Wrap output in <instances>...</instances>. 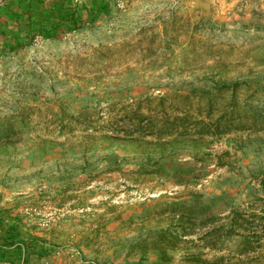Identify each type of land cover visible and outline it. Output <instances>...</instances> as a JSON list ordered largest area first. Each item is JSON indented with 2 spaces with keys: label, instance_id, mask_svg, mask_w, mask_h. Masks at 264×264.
Wrapping results in <instances>:
<instances>
[{
  "label": "rangeland",
  "instance_id": "rangeland-1",
  "mask_svg": "<svg viewBox=\"0 0 264 264\" xmlns=\"http://www.w3.org/2000/svg\"><path fill=\"white\" fill-rule=\"evenodd\" d=\"M109 1L94 25L0 59V133L16 131L0 138V209L55 246L32 264H160L137 244L180 222L173 204L223 198L204 216L219 225L231 202L248 209L262 195L264 0ZM225 111L244 129L160 130ZM208 229L181 246L202 248ZM240 240L203 257L264 264V248L233 257ZM172 254L168 264H196Z\"/></svg>",
  "mask_w": 264,
  "mask_h": 264
},
{
  "label": "trees",
  "instance_id": "trees-1",
  "mask_svg": "<svg viewBox=\"0 0 264 264\" xmlns=\"http://www.w3.org/2000/svg\"><path fill=\"white\" fill-rule=\"evenodd\" d=\"M111 7L109 0H82V2L78 0H2L0 2V59L2 55H10L27 48L38 36L52 39L64 32H74L88 25H94L103 15L110 13ZM231 88L233 86L225 87V90L228 91ZM128 116L140 117L142 113L135 111ZM129 121L132 122V118H129ZM244 124L241 115L229 114L228 111L212 121L205 119L192 121L191 117L185 113L183 116L166 119L160 130H169L170 133L182 130L179 132L187 134L190 132V126L193 125L197 128L198 134L220 136L230 133L237 127L244 129ZM138 125L139 127L136 128L143 130L142 123ZM11 130L4 129L3 131L6 132L2 131L0 138L16 132H10ZM135 131L137 129L125 132L132 135ZM261 191V197L254 199L248 209L231 202L226 207L230 208L229 214L219 225L215 223L221 220L220 217L210 216L204 219V216L219 205L217 199L223 198L217 197L207 206L198 201L196 206L175 203L172 208L178 207L177 212L182 213L180 222L141 241L137 244V248L147 244L152 246L159 254L157 262L160 264L170 263L173 259L172 252L178 250L190 253L188 259L196 264H224V256L204 258L201 249L206 247L210 252L221 251L225 248L227 240L240 238L237 253L233 257L238 256L240 260L242 256L249 258L252 253L264 248V177L261 179ZM207 225H210V229L198 238L202 248H197L193 252V247L181 246L188 236L198 234V229ZM54 249L55 246L48 245L46 239L25 232L18 217L13 216L11 210L0 209V264H32L33 259L46 258Z\"/></svg>",
  "mask_w": 264,
  "mask_h": 264
},
{
  "label": "crops",
  "instance_id": "crops-1",
  "mask_svg": "<svg viewBox=\"0 0 264 264\" xmlns=\"http://www.w3.org/2000/svg\"><path fill=\"white\" fill-rule=\"evenodd\" d=\"M2 0H0V2H1Z\"/></svg>",
  "mask_w": 264,
  "mask_h": 264
}]
</instances>
